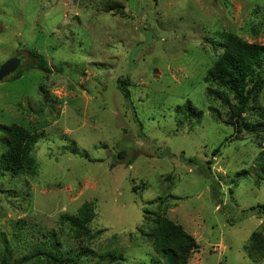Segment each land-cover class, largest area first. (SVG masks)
I'll use <instances>...</instances> for the list:
<instances>
[{"label": "rangeland", "instance_id": "rangeland-1", "mask_svg": "<svg viewBox=\"0 0 264 264\" xmlns=\"http://www.w3.org/2000/svg\"><path fill=\"white\" fill-rule=\"evenodd\" d=\"M225 31L264 44V0H0V64L26 56L21 77L0 81V126L43 135L35 174L0 166V261L8 250L14 261L29 255L61 214L92 201L96 237L79 264L160 263L146 210L196 238L189 264H264L245 251L264 232V214L250 210L264 204V131L236 133L204 80ZM28 50L44 54L52 73L26 69L36 62ZM187 101L200 121L185 118ZM4 139L0 127V157ZM65 244L77 255L85 243Z\"/></svg>", "mask_w": 264, "mask_h": 264}, {"label": "trees", "instance_id": "trees-1", "mask_svg": "<svg viewBox=\"0 0 264 264\" xmlns=\"http://www.w3.org/2000/svg\"><path fill=\"white\" fill-rule=\"evenodd\" d=\"M118 8L123 12L122 5H118ZM220 34L222 40L219 45L222 52L219 53L204 78L208 85L207 96L209 99L221 101L227 110L224 121L231 125L236 133L243 132V128H247L258 134V130L264 131V44L257 41L249 42L234 32L225 31ZM28 52L36 59V62L26 69L39 68L46 73H52L44 54L36 50H28ZM23 72V68L19 69L13 75V79L21 77ZM120 82L123 94L130 99V90L125 86L126 81L122 79ZM211 108L215 111L216 118L220 119L222 117L220 110L213 106ZM185 109L189 111L185 115L189 122V119L193 120L192 118L200 121L204 116L203 111L194 107L190 101H187ZM255 110L259 111L258 116L252 114L246 117L248 111ZM179 125H183L182 120ZM0 127L4 131L6 145L0 157V166L13 174H35L38 167L35 146L42 138V133L17 122ZM262 141H264V132L261 140L258 141L260 148L256 164L258 183L264 180V144ZM220 150L221 146L217 147L213 155L219 154ZM73 152L90 158L86 151L81 152V150L74 149ZM126 156L127 153L124 150L118 154L119 159H124ZM118 163L120 162L113 163L112 168ZM126 164L131 165L132 160L128 158ZM250 210L264 214V204L253 206ZM146 213L151 215L145 216V221L151 224V228L145 234L151 239L152 249L159 256V262L161 264H189L192 255L200 247L196 238L181 224L165 214L152 210H146ZM96 216L95 203L85 201L75 214H61L58 227L46 233L44 239L29 255L14 261L7 249L8 253L1 257L0 264H30L34 261H40L43 264H79L82 254L92 253L89 245L96 237V233L92 232L90 225ZM99 233L101 231L97 232ZM66 240L74 242L80 240L85 244L80 253L75 255L65 244ZM245 251L254 262L264 258V232L262 230H255L252 233L245 245Z\"/></svg>", "mask_w": 264, "mask_h": 264}, {"label": "water", "instance_id": "water-1", "mask_svg": "<svg viewBox=\"0 0 264 264\" xmlns=\"http://www.w3.org/2000/svg\"><path fill=\"white\" fill-rule=\"evenodd\" d=\"M25 57L19 52L14 54L6 62L0 64V81L7 79L14 75L19 69L23 67Z\"/></svg>", "mask_w": 264, "mask_h": 264}, {"label": "flooded vegetation", "instance_id": "flooded-vegetation-1", "mask_svg": "<svg viewBox=\"0 0 264 264\" xmlns=\"http://www.w3.org/2000/svg\"><path fill=\"white\" fill-rule=\"evenodd\" d=\"M22 54V53H21ZM23 55V54H22ZM24 56V55H23ZM25 57V59H26V56H24Z\"/></svg>", "mask_w": 264, "mask_h": 264}]
</instances>
